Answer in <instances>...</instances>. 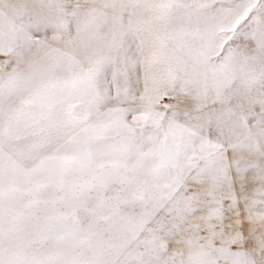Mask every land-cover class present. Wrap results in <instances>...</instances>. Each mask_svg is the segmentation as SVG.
<instances>
[{
	"label": "snow or ice",
	"instance_id": "obj_1",
	"mask_svg": "<svg viewBox=\"0 0 264 264\" xmlns=\"http://www.w3.org/2000/svg\"><path fill=\"white\" fill-rule=\"evenodd\" d=\"M0 264H264V0H0Z\"/></svg>",
	"mask_w": 264,
	"mask_h": 264
}]
</instances>
